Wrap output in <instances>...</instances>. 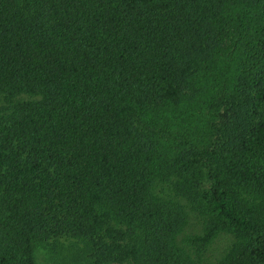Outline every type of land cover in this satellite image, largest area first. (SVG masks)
I'll list each match as a JSON object with an SVG mask.
<instances>
[{"label": "trees", "instance_id": "16d2710c", "mask_svg": "<svg viewBox=\"0 0 264 264\" xmlns=\"http://www.w3.org/2000/svg\"><path fill=\"white\" fill-rule=\"evenodd\" d=\"M63 241L264 264V0H0V264Z\"/></svg>", "mask_w": 264, "mask_h": 264}, {"label": "rangeland", "instance_id": "374dc122", "mask_svg": "<svg viewBox=\"0 0 264 264\" xmlns=\"http://www.w3.org/2000/svg\"><path fill=\"white\" fill-rule=\"evenodd\" d=\"M200 232L201 228L196 224L194 219H191L187 226L183 229L182 233L178 236V241L180 244L184 245L183 240H186L187 237L197 235ZM228 244L229 237L225 234L219 235L214 241L213 249L215 251L213 256L216 257L218 253H221ZM70 249V242L63 241L61 247L57 248L55 252H51L46 255L41 252L38 255L37 262L38 264H66L68 262L66 259L69 256Z\"/></svg>", "mask_w": 264, "mask_h": 264}]
</instances>
